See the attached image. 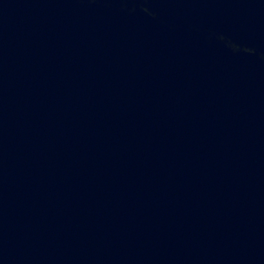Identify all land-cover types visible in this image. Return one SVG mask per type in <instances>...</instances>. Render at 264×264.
Returning <instances> with one entry per match:
<instances>
[{"label": "water", "instance_id": "95a60500", "mask_svg": "<svg viewBox=\"0 0 264 264\" xmlns=\"http://www.w3.org/2000/svg\"><path fill=\"white\" fill-rule=\"evenodd\" d=\"M0 122L264 173V0H0Z\"/></svg>", "mask_w": 264, "mask_h": 264}]
</instances>
